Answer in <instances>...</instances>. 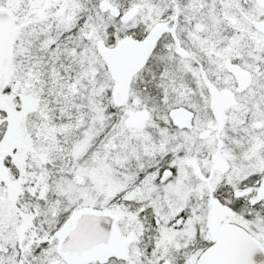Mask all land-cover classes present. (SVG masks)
<instances>
[{"label":"snow or ice","instance_id":"obj_1","mask_svg":"<svg viewBox=\"0 0 264 264\" xmlns=\"http://www.w3.org/2000/svg\"><path fill=\"white\" fill-rule=\"evenodd\" d=\"M0 264H264V0H0Z\"/></svg>","mask_w":264,"mask_h":264}]
</instances>
